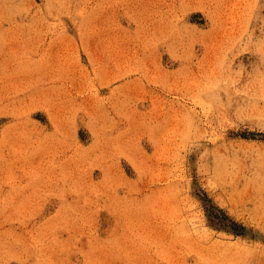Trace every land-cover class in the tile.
I'll return each mask as SVG.
<instances>
[{
    "label": "rangeland",
    "instance_id": "374dc122",
    "mask_svg": "<svg viewBox=\"0 0 264 264\" xmlns=\"http://www.w3.org/2000/svg\"><path fill=\"white\" fill-rule=\"evenodd\" d=\"M0 264H264V0H0Z\"/></svg>",
    "mask_w": 264,
    "mask_h": 264
}]
</instances>
